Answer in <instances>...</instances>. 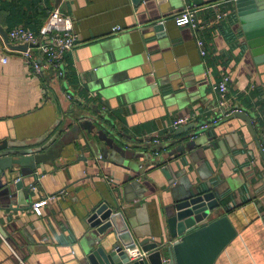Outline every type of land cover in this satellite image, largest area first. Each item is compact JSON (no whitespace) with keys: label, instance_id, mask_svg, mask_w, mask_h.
Listing matches in <instances>:
<instances>
[{"label":"crops","instance_id":"1","mask_svg":"<svg viewBox=\"0 0 264 264\" xmlns=\"http://www.w3.org/2000/svg\"><path fill=\"white\" fill-rule=\"evenodd\" d=\"M218 1L174 0L170 11L164 10L169 15L162 18L168 34L163 50L180 71L190 72L191 78L189 83L175 84L178 91L169 94L171 97L162 98L166 114L161 116L160 108L153 103L133 106L135 100L144 98L145 92H131L130 104L122 106L120 97L109 93V84L101 80L116 69L115 59L121 55L137 58L148 47L160 52L154 38L146 33L149 19L158 11L148 12L132 0H61L58 7L53 0H0V26L6 32L22 26L37 33L51 10L57 8L72 18L78 36V43L65 57L64 76L47 72L39 78L29 74L22 51L9 48L0 36V139L11 130L17 141L32 142L51 135L63 124L96 119L99 109L111 122L107 123L108 128L115 126L130 136L123 138L126 149L150 156L125 161L131 170L104 162L101 159L105 155L98 149L102 143L82 131L81 135L93 141V154L84 146L80 151H67L56 165H41L35 173L38 181L33 203L49 195L58 194V198L42 204L40 216L31 209L10 212L7 217L0 212L5 220L3 225L14 235L24 230L31 241H37L20 264H64V252L60 249L71 244V239L80 240L86 228L85 209L102 200L109 191L118 197L122 209L141 232L157 239L160 215L170 201L161 188L167 183L161 173L166 165L173 173L182 170L181 179L186 185L213 183V191L222 199L221 208L214 210L212 217L224 215L225 208L229 210L239 235L220 255L217 264H264V68L258 73L244 62L240 49L232 46L231 31L225 28L229 20L224 18L230 4ZM185 6L197 9L196 29L175 25L174 16ZM117 25L122 31L112 32ZM197 38L203 43L204 56L200 55ZM225 73L231 77L227 103L217 110L218 96L212 85ZM67 94L72 96L71 100ZM233 109L251 118L259 148L245 123L230 115ZM179 115L192 117L179 127L191 124L195 127L178 137L170 136L173 131L170 125ZM219 117L222 119L215 123ZM201 122L212 125L195 138L199 139L198 145L189 152L168 157ZM176 140L178 143L170 146ZM201 149L204 151L199 153ZM94 154L98 158H92ZM81 155L86 161L78 159ZM136 172L142 176L139 182L148 188L146 198L141 201L136 199L138 189L123 191L126 180H134ZM109 179L113 184H108Z\"/></svg>","mask_w":264,"mask_h":264},{"label":"water","instance_id":"2","mask_svg":"<svg viewBox=\"0 0 264 264\" xmlns=\"http://www.w3.org/2000/svg\"><path fill=\"white\" fill-rule=\"evenodd\" d=\"M53 1L55 7H58L61 0ZM132 2L143 5L148 12L158 11L157 15L149 19L146 33L150 38H154L160 52H154L148 47L137 58L121 55L118 60L115 59L116 69L107 72L101 80L109 84V93L120 97L122 106L130 104L131 92H145L144 98L135 100L133 106L139 108L153 103L160 108L161 116H165L166 109L161 106L162 98L171 97L169 94L178 91L175 84L189 83L191 78V73L180 71L165 55L166 50H163L168 34L162 18L169 15L164 10L170 11L174 0ZM222 2L230 4L229 13L224 18L229 20L225 28L231 31L232 46L240 49L241 55L245 57L244 62L251 64L261 73L264 68V0H220L217 3ZM0 36L11 49L25 51L28 47L26 44L10 43L7 32L1 26ZM96 113L99 115L96 119H80L63 124L51 135L42 136L32 142L17 141L11 130L7 137L0 139V212L5 213L4 217L10 212H26L31 209L35 194L33 188L36 189L38 181L35 173L41 165H56L60 158L66 156L67 151H80L84 146H88L93 151L92 154L95 152L93 141L81 135L82 131L102 143L103 146L98 149L105 155V158L101 159L104 162L131 170L127 168L125 161L143 156L150 157L146 152H132L126 149L124 139H130V136L120 132L115 126L108 128L107 123L111 122L103 115L102 110L97 109ZM232 117L245 123L259 148L251 118L242 111H235ZM194 127L195 124L182 126L169 134L178 137ZM198 140H191L190 136L183 138L182 144L172 149L168 157L174 158L178 153L191 151L198 145ZM177 143L178 140L173 141L170 146ZM202 151L204 149L198 150L199 153ZM92 158L98 157L94 154ZM78 159L86 161L82 155ZM161 173L167 182L161 188L170 201L160 215L161 230L157 239L144 235L141 228L129 219L125 208L122 209L118 197L109 191L103 194L102 200L90 203L85 209V233L80 240L71 239V244L60 249V252H64L63 263L162 264V258L166 254L169 258L168 264H217L220 255L239 235L227 208L224 215L211 216L214 210L221 208L220 194L213 191L211 182L202 181L186 185L181 179L182 170L173 173L169 165L162 167ZM138 178H142L139 172L135 173L134 180L128 178L123 191L138 189L140 192L137 193L136 199L141 201L146 198L148 188L144 187ZM64 190L65 188L59 192ZM3 223L5 220L0 217V264L23 263L25 253L29 252L30 246L34 245L32 243L37 241H31L24 230L14 235ZM136 248L147 252L148 255L143 260L130 261L129 255Z\"/></svg>","mask_w":264,"mask_h":264},{"label":"built area","instance_id":"3","mask_svg":"<svg viewBox=\"0 0 264 264\" xmlns=\"http://www.w3.org/2000/svg\"><path fill=\"white\" fill-rule=\"evenodd\" d=\"M195 9L192 6H185L178 14L174 16V22L177 26H189L192 29H196L195 21ZM122 31V27L113 26L112 32L119 33ZM7 37L10 41L17 44H26L28 47L25 51L21 52L24 61L29 67V74L39 78L46 74L47 72H55L58 77L64 76L63 64L66 55L71 52V50L78 43V36L73 29L72 18L62 12L57 8L51 10L46 22L41 26L38 32H33L22 26H18L10 29L7 32ZM196 44L200 50V55L204 56L205 51L202 49L203 43L197 38ZM5 61V59H3ZM231 77L230 74L225 73L221 80L212 85V90L217 94V110H221L226 106L227 103V87ZM68 99H72V96L67 94ZM236 109L231 110L229 113L232 115ZM192 117H179L172 121L170 128L171 130L177 129L180 125L190 121ZM222 117L215 120L217 123ZM211 126L210 123L201 122L197 126V130L190 135V139L194 140L198 134L204 133ZM157 142V141H155ZM108 184H113V180L109 179ZM35 189V188H33ZM62 195V192L60 193ZM58 198L57 195H49L38 203H33L31 206V211L36 215L40 216L39 207L47 202L53 201ZM148 253L143 252L139 248L133 250L129 255L130 261L143 260L147 257ZM169 258L167 256L162 258V264H168Z\"/></svg>","mask_w":264,"mask_h":264},{"label":"trees","instance_id":"4","mask_svg":"<svg viewBox=\"0 0 264 264\" xmlns=\"http://www.w3.org/2000/svg\"><path fill=\"white\" fill-rule=\"evenodd\" d=\"M230 41V40H229ZM209 127H210V125H209Z\"/></svg>","mask_w":264,"mask_h":264},{"label":"rangeland","instance_id":"5","mask_svg":"<svg viewBox=\"0 0 264 264\" xmlns=\"http://www.w3.org/2000/svg\"><path fill=\"white\" fill-rule=\"evenodd\" d=\"M104 148V147H103ZM105 150V149H104Z\"/></svg>","mask_w":264,"mask_h":264}]
</instances>
